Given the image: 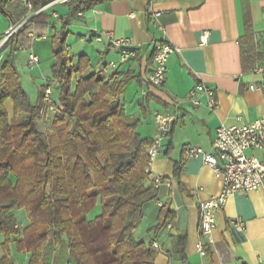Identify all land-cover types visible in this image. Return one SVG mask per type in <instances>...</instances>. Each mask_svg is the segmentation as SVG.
<instances>
[{
  "label": "crops",
  "instance_id": "1",
  "mask_svg": "<svg viewBox=\"0 0 264 264\" xmlns=\"http://www.w3.org/2000/svg\"><path fill=\"white\" fill-rule=\"evenodd\" d=\"M72 1L58 2L41 10L44 5L39 10L51 17L47 24L34 25L36 30L29 33L46 38H30L26 48L29 47L28 54L32 50L39 56L40 63L44 52L49 53L47 58H53V52L50 56L53 38L62 30ZM11 4L14 2L7 4L9 9ZM38 12L30 11L26 22ZM68 22L69 53L75 55L72 58L75 64L81 56L90 59L87 74L104 67L107 77L116 71L108 65L110 61L120 60V48L114 45V40L131 38L136 45V54L128 62L119 63L117 71L132 70L141 76V81L132 80L126 86L121 103L127 113L140 119L138 131L142 136L149 139L156 136L155 111L176 117L147 181V186L158 189V198L144 206L143 219L135 229L138 241L159 244L155 264H264V186L253 191H237L228 198L225 208L216 214L208 255L202 257L198 253V241H207L200 231V203L221 193L223 179L202 156H189L186 150L193 146L212 151L221 125L264 119V90L251 88L264 81V72L256 71L258 67L264 68V62L253 57L264 49V0H97ZM12 26L15 25L11 18L0 9V45ZM50 37L52 41L46 43ZM38 41L45 45L36 48ZM164 42H171L178 50L168 60L164 84L148 88L145 80L153 72L158 46ZM8 44V41L4 43L1 54L9 51ZM39 65L36 67L40 68ZM35 68H28L31 72L28 78L33 81L38 78L32 73ZM199 82L214 90L216 109H210L208 97L202 93L196 96L200 105L194 106L191 91ZM1 93L0 87V96ZM146 93L150 95L144 101L143 112L141 103ZM5 107L13 115L11 99L5 101ZM42 122L48 127L50 121ZM53 129L52 124L48 131ZM157 177L162 178L159 185ZM164 205L174 215L173 227L166 226L159 234L149 232L157 224ZM25 212L14 211L21 231L30 225ZM236 217L246 225L242 238L228 222ZM183 233L187 234V240L181 252L175 241ZM4 242L5 237L0 234V260L8 253L12 264H30L29 252L19 259L11 253V247L8 252L5 250Z\"/></svg>",
  "mask_w": 264,
  "mask_h": 264
},
{
  "label": "trees",
  "instance_id": "2",
  "mask_svg": "<svg viewBox=\"0 0 264 264\" xmlns=\"http://www.w3.org/2000/svg\"><path fill=\"white\" fill-rule=\"evenodd\" d=\"M10 1L14 5L9 9ZM50 1L28 0V7L24 1L0 0V9L18 25ZM96 1L73 0L62 30L53 38L50 78L60 104L48 119L52 132L39 126L41 104L31 102L15 64L20 46L30 45L28 33L34 25L47 24L51 15L39 11L24 23L0 62V234L5 250L15 238L18 249L31 254L30 264H50L58 245L66 249L69 264H155L157 248L135 237L144 206L158 198V189L147 186L153 139L142 136L140 119L121 103L126 86L141 76L132 70L121 73L118 67L108 77L106 67L87 74L90 59L81 56L75 64L67 45L68 21ZM253 57L264 62V49ZM149 95L142 100L143 112ZM7 99L14 103L12 116ZM98 205L100 214L90 219ZM21 208L30 221L22 231L14 215ZM173 218L164 205L149 232L172 228ZM186 240V233L176 237L181 252ZM0 264H12L8 253Z\"/></svg>",
  "mask_w": 264,
  "mask_h": 264
},
{
  "label": "built area",
  "instance_id": "3",
  "mask_svg": "<svg viewBox=\"0 0 264 264\" xmlns=\"http://www.w3.org/2000/svg\"><path fill=\"white\" fill-rule=\"evenodd\" d=\"M27 2L28 0H23ZM70 0H52L47 3L41 10L49 5L58 2L65 3ZM26 5L31 7L27 2ZM26 23V20L10 27L6 32L5 40L0 45V62L3 58L1 49L18 30ZM32 40L45 39V35L29 33ZM99 41L101 37H97ZM207 40V33L203 35V41ZM114 45L120 48V63H125L136 54L137 47L131 38H121L113 41ZM20 48L26 49L21 45ZM177 47L171 42H164L158 46V50L153 59V72L145 80L152 86H162L165 82L168 68V60L171 55L176 52ZM40 63L39 56L30 50L27 65L30 69L35 68ZM108 65L112 69L118 67L116 61H110ZM258 72H264L263 67L256 69ZM53 81L46 78L44 82V90L42 95L40 114L42 120H48L56 111L57 106L53 101ZM252 89L264 90V81L260 86H251ZM205 94L208 97V106L214 110L218 106L215 92L203 82H199L191 91V100L195 107L200 105L198 94ZM155 123L157 126V134L153 138L152 145L148 150L149 162L147 172H151V166L156 157L163 150V140L171 133L172 125L175 121V115L166 112H154ZM187 155L202 156L205 163L209 165L223 179V189L217 196L211 197L207 201L200 203V231L201 235L207 241L200 240L197 243V251L202 257L208 255V243L211 242V235L216 227V214L225 208L228 198L237 191H253L264 186V119H257L249 123H235L232 125H221L217 129L216 137L212 145V151H205L201 147H188ZM248 151H258L260 154L248 153ZM162 178H156V184L159 185ZM229 224L233 231L242 238L246 225L240 217L229 219ZM170 227V225H168ZM154 246L159 248V244Z\"/></svg>",
  "mask_w": 264,
  "mask_h": 264
},
{
  "label": "rangeland",
  "instance_id": "4",
  "mask_svg": "<svg viewBox=\"0 0 264 264\" xmlns=\"http://www.w3.org/2000/svg\"><path fill=\"white\" fill-rule=\"evenodd\" d=\"M9 40H8V43H9ZM50 41H52V37H50V40L46 41V43H48ZM44 43L42 41L36 42V48L38 46L45 45ZM8 45H9V48H10V44H8ZM27 48H29V47H27ZM27 48L26 49L19 48V50L17 51V53L15 55V64H16L19 72L22 75L23 86H24L25 90L28 92V94L30 96V99H31V102L33 104H35V105H38V104L40 105L41 102H42V95H43V90H44L45 79L51 77V66H52V63H53V58H51V59L47 58V55H49V53L46 54V52H44L42 54V60H41V63L39 65L40 68L36 67L32 71V73L35 74L38 78L36 79V81L30 80V78H28V76L31 74V72L28 70L29 67L27 65V60H28V55H29ZM52 52H53V49H51V51H50V56H52ZM71 57L75 58V55L72 53ZM117 63L119 65L120 60H118ZM39 71H40V74H39ZM0 74H1V69H0ZM42 74H45L46 76L42 77ZM52 87H53L52 98H53V101L55 102L56 106L58 107L59 104H60L59 103V92L57 91V89H55V85L54 84L52 85ZM39 126L41 128H43V129H45V130L46 129L47 130L48 129H52V122L50 120L48 127H46L45 124L41 120H39ZM17 210H20V209H17ZM22 210L26 211L25 209L21 208V211ZM100 212H101V208L98 205L89 214V218L90 219L96 218V216L99 215ZM25 213H27V212H25ZM26 217L28 219V215L27 214H26ZM22 230H23V228H22ZM14 239L15 238H12V240H11V242L9 244V247H11V253L14 256L18 257L19 259H22L24 254H25V252L20 251L18 249L17 245L14 242ZM19 256H21V257H19ZM49 260H50L49 261L50 264H69V262H68L69 261V256H68V253H67L66 249L62 248V246H59V245L57 246L55 251L50 255Z\"/></svg>",
  "mask_w": 264,
  "mask_h": 264
}]
</instances>
